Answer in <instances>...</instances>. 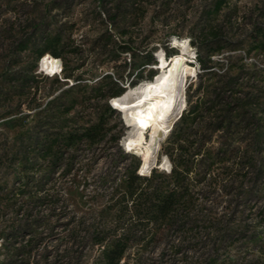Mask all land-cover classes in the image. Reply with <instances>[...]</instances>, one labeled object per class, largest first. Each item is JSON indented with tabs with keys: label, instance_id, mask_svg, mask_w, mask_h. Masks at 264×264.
<instances>
[{
	"label": "rangeland",
	"instance_id": "1",
	"mask_svg": "<svg viewBox=\"0 0 264 264\" xmlns=\"http://www.w3.org/2000/svg\"><path fill=\"white\" fill-rule=\"evenodd\" d=\"M55 1L0 0V264H100L97 259L103 245L95 244L96 238L106 236L110 243L125 233V204L117 200L125 195L128 179L133 177L135 185L145 187L158 179L151 175L166 172L155 168L147 175L148 178L142 177L138 174V167L144 163L143 155L125 151V138L136 136L145 141L144 132H149L159 116L145 107L137 108L138 97L132 93L133 89L137 90L141 83L149 80L150 74H158L153 62L146 64L138 76H134L149 57L158 60L157 56L170 47L166 42L170 32L177 30L182 34L180 39L184 45L186 41L190 43L186 30L199 12L198 5L187 9L188 25L180 30L175 24H162L159 18L153 20V10L145 18L136 16L129 24L125 16L117 17L111 3L115 0H72L61 9H53ZM256 2L234 0L240 14L246 12L247 15L250 14L248 7H253ZM121 10H125V2ZM250 21V18L239 19L237 38L251 27L246 23ZM34 24L41 26L40 32L45 27V31L61 34L66 49L73 50L60 58L62 66L66 65L68 71L74 72L71 79L64 78V72L60 73L61 66L59 72H52L58 74L54 78L44 77L39 73L45 71L42 59L34 72L36 81L31 86H19L18 80L14 81L16 77L26 76L29 73L27 69L33 65L34 51L29 48L19 53L17 46L31 36ZM125 30L129 31L126 36L122 35ZM108 33L118 42L129 41L136 48L135 57L124 52L119 60H108L102 53L104 45L111 48L107 41ZM186 47L177 45L179 52L172 56L181 55L184 64L177 87V106L183 103L186 112L196 102L200 104L190 117L191 158H211L210 150L224 146L226 150L223 149L225 155L222 156L226 160L219 166L215 165L214 172H224L227 176L239 174V159L256 156L251 132L244 127L247 122L243 123L238 115L240 108L233 111L229 129L214 131L212 124L239 97L251 98L256 94L257 86L264 88V54L258 55L256 51L246 54L248 43L234 50L228 47L213 56L214 67L209 72L203 70L197 60L186 62L197 52L192 44ZM256 63L263 70V79L252 74ZM116 72H124V75L134 72L129 80L121 83L125 90L123 95L112 99L116 112H105L108 98L98 96L91 101L81 98L80 84H92L105 74ZM80 76L83 79H78ZM231 77L235 79L231 81L233 90L229 91L224 86ZM190 95L191 102L187 105ZM72 104L74 107L67 111ZM248 107L258 108L257 105ZM135 109L137 116L134 115ZM181 110L172 116L167 134H163L158 143L152 160L154 165L157 158L167 155L169 148H176L169 135L173 122L182 114ZM259 115L264 116L262 113ZM100 117L107 123L108 130L98 142L79 143L69 152L55 146L44 151L42 143L48 146L51 142L56 144L64 132L80 129V126ZM199 146L202 148L196 154ZM258 158L264 161V152ZM33 165L34 168L31 167ZM228 203L232 207L225 210ZM261 203L254 204L252 200L245 206L240 205L236 222L243 226L249 224V229L255 225L257 231L262 232L264 226L256 223L253 214ZM218 204L215 205L218 215L224 211L231 215L236 213L233 210L236 202H231L230 196ZM178 243L179 239H176L171 244L161 242L148 249L132 247L126 254L157 257L173 253L174 245ZM237 249L238 245L231 249L235 257L243 247ZM208 253H211L209 246H198L196 249H184L181 255L197 257ZM121 264L125 263L121 261Z\"/></svg>",
	"mask_w": 264,
	"mask_h": 264
},
{
	"label": "trees",
	"instance_id": "2",
	"mask_svg": "<svg viewBox=\"0 0 264 264\" xmlns=\"http://www.w3.org/2000/svg\"><path fill=\"white\" fill-rule=\"evenodd\" d=\"M69 1L72 0H56L52 3V7L61 9ZM123 2H125V10H121ZM111 3L112 8L117 11V17L125 16V21L129 24L133 23L136 16L145 18L150 10H153V20L159 18L162 24H175V27H179L180 30L188 25L189 18H187L186 10L198 5L199 12L186 31L190 37V44L196 47L197 60L203 70L212 71L213 56L228 47L234 50L248 43L246 54L252 51H256L258 55L264 54V0H257L253 7H248L249 15L246 12L240 14V8L234 0H115ZM241 18H250L251 21L246 23H250L251 27L245 29L239 36L240 38H237ZM40 28V25L34 24L31 36L17 46L19 53L29 48L35 53L33 65L27 69L29 73L26 76L14 78V81L16 79L20 83L19 86L32 85L36 81L34 72L42 59V68L52 74L59 70L60 60L63 59L65 53L73 51L66 49V43L61 34L45 31V27L40 32ZM128 34V30L122 32V35ZM168 35L166 42L170 47L163 48L164 53L157 56L159 61L155 56L154 60L149 57L148 62L142 65L134 77L138 76L146 64L151 62H153L152 65L165 64L174 53L179 52L176 50L177 46L174 44L171 46V44L173 40L181 38L182 34L174 30ZM148 39L149 36L145 38V41ZM107 41L111 43V48L104 45L102 53L108 60L117 61L124 52H129L135 57L136 48L129 41L118 42L111 33H108ZM66 69V65L63 66L60 73L64 72V78L71 79L75 74ZM262 71L260 64L256 63L252 74L261 79ZM39 73L46 78H54L58 75L50 76L48 73ZM132 73L128 72L126 75L124 72L107 73L98 82L80 84L78 91L81 92L83 100L91 101L98 96L108 98L109 103L105 104L104 110L107 113H113L117 110L112 99L123 95L125 90L123 91L121 83L129 80ZM156 74V72L150 74L148 79H154ZM78 79L83 78L80 76ZM234 79L235 77H231L229 83H225L224 89L228 87V90L232 91L231 81ZM255 91L256 94L251 98L239 97L238 101L224 110L223 115H219L218 120L212 124L214 131H220L225 127L229 129L231 123L228 122L231 121L233 111L240 108L238 115L243 123L247 122L244 127L249 128L251 132L252 147L256 156L240 158V172L232 176L224 175V172H214V166H219L226 160L222 156L225 155L224 146L210 150L211 158H191L190 117L198 110L200 104L196 102L186 112V109L183 110V103L178 105L177 110L182 109L183 111L181 116L173 122L171 128L173 130L169 135V139L176 145V148H169L167 155L164 154L161 158H157L155 165L152 162L154 157L149 163H145L143 159L146 165L140 163L141 168L138 167V174L148 178L147 175L155 168L164 171L172 169L169 172L154 173L151 177L157 176L158 179L145 187L135 185L133 177L128 179L125 185V195L117 200L125 204V233L110 243L106 236L96 238L94 243L103 245L102 253L97 259L100 264H121V261L125 264H264V230L258 232L255 225L253 229H249V224L243 226L236 222L240 205L245 206L252 200L254 204L259 201L261 203L262 199L264 201V193H262L264 161L258 158V155L264 152V116L259 115L264 114V88L257 86ZM187 99L188 105L191 102V95ZM73 105L69 106L67 111H70ZM249 105H257L258 108L253 110L248 107ZM138 107L144 106L137 104ZM124 108L126 110L127 105H124ZM134 115L137 116V109ZM106 125L107 123L100 117L97 121L80 126V129L64 132L56 144L51 142L48 146L42 143V146L45 152L52 150L54 146L64 152H69L79 143L85 141L95 143L101 140L107 133ZM151 129L152 127L149 132ZM201 148L199 146L198 152L195 153L199 154ZM31 167L34 168V165ZM27 177L30 179L31 176ZM226 196L231 197V202H236L237 206L233 209L236 210L234 215L228 214V211L218 215L215 205H219L218 203ZM231 207L232 204L228 203L225 210ZM253 214L256 223L264 226V202L259 204ZM176 239H179L180 243L174 245L173 253H163L157 257L138 253L126 254L132 247L148 249L161 242L171 244ZM235 245L236 248L238 245L237 250L243 247L236 257L231 250ZM198 246H209L211 253L197 257L181 255L184 249H196ZM124 253L125 258H123Z\"/></svg>",
	"mask_w": 264,
	"mask_h": 264
},
{
	"label": "bare ground",
	"instance_id": "3",
	"mask_svg": "<svg viewBox=\"0 0 264 264\" xmlns=\"http://www.w3.org/2000/svg\"><path fill=\"white\" fill-rule=\"evenodd\" d=\"M178 40L179 41L175 40L173 44L175 45L176 42L179 47L188 48L186 47L187 41L186 45H184L180 38H178ZM186 62L189 63L191 61L188 58ZM162 66L166 67L155 77V79L141 83V86H139L137 90H132L134 96L138 97L137 101L139 104L159 114L149 132V135L148 130L144 132L145 139L148 138L147 141H143L136 136L125 138V146L128 152L142 154L145 163L151 162L152 158L155 156L156 150L158 149V143L161 142L160 140L162 139L163 134H165L168 129L170 119L178 108L177 103L179 100L177 96V87L184 67L183 57L181 55L172 56L168 63L166 62L164 65L162 64Z\"/></svg>",
	"mask_w": 264,
	"mask_h": 264
},
{
	"label": "built area",
	"instance_id": "4",
	"mask_svg": "<svg viewBox=\"0 0 264 264\" xmlns=\"http://www.w3.org/2000/svg\"><path fill=\"white\" fill-rule=\"evenodd\" d=\"M194 55V54H193ZM192 60L194 61V62H196V60H197V56L196 55H194L193 57H192ZM198 61V60H197ZM60 66H61V71H62V68H63V66H62V62H60ZM52 76L53 75H55V74H51ZM125 151H127L128 152V150H127V148L125 147ZM128 153H130V152H128ZM171 167H172V165H171ZM171 169L172 168H170L169 170H166V171H171Z\"/></svg>",
	"mask_w": 264,
	"mask_h": 264
},
{
	"label": "water",
	"instance_id": "5",
	"mask_svg": "<svg viewBox=\"0 0 264 264\" xmlns=\"http://www.w3.org/2000/svg\"><path fill=\"white\" fill-rule=\"evenodd\" d=\"M117 98H119V97H117ZM114 104V103H113ZM115 105V104H114Z\"/></svg>",
	"mask_w": 264,
	"mask_h": 264
}]
</instances>
